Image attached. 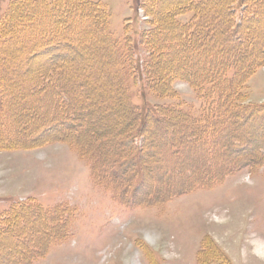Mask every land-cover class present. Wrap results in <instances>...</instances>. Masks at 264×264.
<instances>
[{
	"label": "rangeland",
	"instance_id": "374dc122",
	"mask_svg": "<svg viewBox=\"0 0 264 264\" xmlns=\"http://www.w3.org/2000/svg\"><path fill=\"white\" fill-rule=\"evenodd\" d=\"M14 1L0 0V20ZM88 1L109 15L106 26L118 42L121 53L125 55L128 50L125 43L135 49L140 71L128 78L131 103L145 108L182 105L191 115L199 116L202 101L185 80H172L169 85L178 99H162L154 93L156 84L150 67L155 56L145 36L156 29L152 13L159 1ZM235 1L234 12L240 17L244 6H241V0ZM174 2L170 0L160 6L167 24L170 23L168 9L174 6ZM228 2L207 0L204 3L211 10L207 17L210 31L230 19ZM75 16L67 29L59 28L62 33L73 31L70 43L76 46L78 53V58L72 62L74 71L63 81L70 89L76 127L91 130L92 134L80 137L79 141L84 145L82 152L70 144L76 142L75 138L70 142L46 139L44 144L0 148V229L4 228L5 215L14 206H30V214L36 213V209L46 214L62 209L65 237L52 242L45 248L46 255L30 260L29 264H264V253L252 246L258 236L264 237V166L242 169L211 188H195L168 201H164L167 197L164 181L168 174L156 184L152 181L164 171L162 168L156 169L138 190H135L136 181L126 180V175L120 177L121 187L115 188L93 178L91 158L101 166L99 158L113 157L119 149L114 145L116 135L106 138L101 134L112 128L121 132L133 118L125 109L117 63L104 39V29L96 33L100 25L95 24L93 18L80 13ZM191 19L193 14L190 12L179 17L183 24ZM36 28L34 25L32 30ZM46 28L44 30L56 31L52 26ZM28 34L24 33L21 39L26 46L33 42L31 37H37L36 33H33L35 36ZM257 35H264V26ZM163 60L164 65L156 66V72L166 67H169L170 74L180 70L197 72L208 66L204 59L201 64L187 58L182 60L180 52L169 53ZM34 62L32 69L43 64L37 60ZM6 75L19 82L23 80L19 70H9ZM160 84L163 85L164 81ZM25 91L31 92L33 88L25 85L10 92L11 100L16 104L12 117L22 130L40 123L35 120L34 124L26 126L24 118L35 117L46 110V106L40 105L44 96H26L23 95ZM246 93L247 103L264 104V65L249 78ZM56 102L58 99L54 98ZM82 119L87 120L88 125L82 126ZM175 132L178 135V130ZM38 135L23 137L33 139ZM86 147L92 148V152ZM220 160L211 156L208 162L196 168L194 174L204 171L205 167L218 169ZM101 167L100 173L104 171ZM186 173L187 176L181 179L188 182L187 177L191 174ZM16 229H23L25 237L20 241L14 236L0 243L4 247L0 251V264H7V259L21 256L31 248L33 251V243L48 234L40 217L22 220ZM49 231L52 230L49 228Z\"/></svg>",
	"mask_w": 264,
	"mask_h": 264
},
{
	"label": "trees",
	"instance_id": "16d2710c",
	"mask_svg": "<svg viewBox=\"0 0 264 264\" xmlns=\"http://www.w3.org/2000/svg\"><path fill=\"white\" fill-rule=\"evenodd\" d=\"M158 1L152 13L156 29L145 36L155 56L153 63H148H151L152 80L156 84L154 93L162 99H178L169 85L172 80H185L202 101L199 116L191 115L182 105L145 108L131 103L128 78L140 71L135 49L125 43L128 50L125 55L121 53L118 42L106 26L109 15L101 12L97 5L88 0H16L0 20V148L44 144L46 139L70 142L75 138L76 142L72 139L70 144L82 152L84 145L79 139L89 136L92 131L76 127L70 89L63 81L74 71L72 62L78 58V53L76 46L70 43L73 31L62 33L59 29H67L75 20V15L80 13L100 25L96 33L104 29V39L117 63L125 109L133 118L121 132L112 128L101 134L106 138L116 135L114 145L119 149L113 157L99 158L104 167L102 173L99 170L101 166L91 158L92 175L96 181L107 187H121L120 177L126 175V180L136 181L135 190H138L156 169L162 168L164 171H160L152 181L156 184L168 174L164 181L167 194L164 201H168L195 188H211L242 169L263 167L264 104L247 103L246 88L249 78L264 65V35H257L264 26V0H241L244 11L240 17L234 12L236 1L228 0L230 19L215 31L208 29L207 17L211 10L204 6L207 0H175L174 6L168 9L169 24L164 21L160 6L170 0ZM189 12L193 14V19L189 23L180 22L179 17ZM26 15L29 16L25 19ZM34 25L38 27L36 30H32ZM50 26L56 29V33L44 30ZM28 32L30 36L36 33L37 37H31L33 42L26 46L21 39ZM255 50H259L258 54L254 53ZM176 52L182 54V60L187 58L201 64L204 59L208 66L197 72L180 70L170 74L169 67L156 72V66L164 65V57ZM35 60L43 64L32 69L31 64ZM12 69L19 70L23 77L21 82L6 75ZM161 81H164L163 85ZM25 85L31 86L33 91H25L23 95L41 94L45 99H40L39 104L46 106L43 113L23 119L26 126L34 124L35 120L40 122L28 130L17 127L18 121L12 117L16 104L10 97L12 90ZM54 98L58 102L54 103ZM80 123L86 126L89 122L82 119ZM174 129L178 130V135ZM35 133L40 136L33 139L23 137ZM86 149L91 151L92 148ZM213 155L221 158L219 168L205 167L204 171L194 174L196 168L208 162ZM186 172L191 174L187 177L188 182L181 179L187 176ZM29 207L14 206L5 215L4 228L0 229V243L14 236L23 241L25 232L16 227L22 220L28 221L32 217L41 218V225L48 234L33 243V251L31 248L21 256L7 259V264H29L30 260L32 262L40 255H46L45 248L52 242L65 237L66 223L62 220V209L47 214L36 209V213L30 214ZM3 249L0 245L1 252Z\"/></svg>",
	"mask_w": 264,
	"mask_h": 264
},
{
	"label": "bare ground",
	"instance_id": "6f19581e",
	"mask_svg": "<svg viewBox=\"0 0 264 264\" xmlns=\"http://www.w3.org/2000/svg\"><path fill=\"white\" fill-rule=\"evenodd\" d=\"M17 231V230H16ZM251 246V245H250ZM259 253H264V237L258 236L252 245Z\"/></svg>",
	"mask_w": 264,
	"mask_h": 264
}]
</instances>
